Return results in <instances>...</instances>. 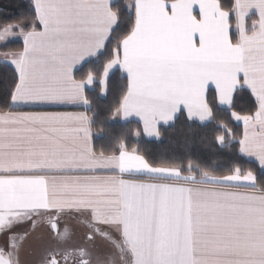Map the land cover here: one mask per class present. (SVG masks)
Here are the masks:
<instances>
[{"label":"snow or ice","instance_id":"6c2138e0","mask_svg":"<svg viewBox=\"0 0 264 264\" xmlns=\"http://www.w3.org/2000/svg\"><path fill=\"white\" fill-rule=\"evenodd\" d=\"M32 7L30 23L0 31V44L23 41L21 51L0 52V64L13 69L8 110L0 111V233L11 241L0 264H20L15 225L31 221L35 230L47 217L55 229L53 215L75 214L87 218L86 239H109L124 264H264V176L240 167L216 176L192 161L155 166L122 141L98 153L86 111L16 110L89 108L88 87L105 90L120 69L127 87L116 115L139 117L144 132L158 136L157 125L182 110L201 121L214 118V103L230 111L233 94L246 88L256 110L230 114L243 121L240 153L264 172V0H234L227 9L221 0H32ZM250 14L258 17L251 25ZM106 52L77 77L78 66ZM67 237V229L56 233L42 264L70 257L90 264L84 248L60 246Z\"/></svg>","mask_w":264,"mask_h":264},{"label":"trees","instance_id":"16d2710c","mask_svg":"<svg viewBox=\"0 0 264 264\" xmlns=\"http://www.w3.org/2000/svg\"><path fill=\"white\" fill-rule=\"evenodd\" d=\"M124 3L125 0H119V4ZM221 3L227 9L231 7L233 0H221ZM32 16L33 7L30 0H0V28L30 23ZM253 20L254 17H249L248 24L251 25ZM123 31L124 29L121 30ZM1 48L19 50L21 43H8ZM110 50L111 46H109ZM107 56L108 52L100 61L93 58L91 62H85L76 70L77 77L92 68L99 67L100 62L106 60ZM12 80V67L0 64V111L8 110L6 93L12 86ZM126 87V77L119 70H114L110 73L104 94L100 93L101 87L98 85H92L87 89L91 106L86 108V112L92 117V141L98 153L104 151L106 154H111L117 150L122 141L129 151L135 148L137 154L144 156L155 166H187V163L192 161L216 176L231 174L236 167L264 176L257 163L240 154L238 141L241 139L242 126L230 114V111H234L240 115H248L256 110L255 99L246 88L238 89L234 93L230 111L214 103V118L206 123L189 121L183 113H180L173 123L159 127L158 140H147L142 136L141 127L137 122L111 121V116ZM212 97L213 93L210 91L209 98ZM136 133L139 135L137 136ZM221 135H224L226 140L220 145L217 137Z\"/></svg>","mask_w":264,"mask_h":264},{"label":"crops","instance_id":"0c3cea01","mask_svg":"<svg viewBox=\"0 0 264 264\" xmlns=\"http://www.w3.org/2000/svg\"><path fill=\"white\" fill-rule=\"evenodd\" d=\"M30 1L32 2V0H30ZM233 2H234V0H233ZM125 3H126V0H125ZM251 16L254 17V19L258 18L254 14H250L249 17H251ZM4 27H6V26H4ZM4 27L0 28V31H2ZM15 42L21 43V48L19 50L3 49L1 47L5 44H0V52H3V51H10V52L21 51L23 48V41H22V38L19 37L18 35L10 38L6 44L15 43ZM85 62H87V61H85ZM82 65L78 66L77 69H79ZM76 70H74V71H76ZM114 70H119L126 77V74L122 70L113 69L112 72ZM91 86L92 85H90L88 88H90ZM213 88H214V85H213ZM100 93H101V91H100ZM213 96H214V93H213ZM216 105L219 106L218 104H216ZM219 107L224 108L223 106H219ZM16 110H18V111L81 112V111H86V108L83 106H73V105L69 104V105H63V106L34 105V106L21 107V108L16 109ZM181 113H183L189 121L206 123L210 120L209 119V120L201 121L198 117L189 118L186 110H182ZM179 114L180 113H177L176 116L174 117V119L172 121H169L168 123L160 122L157 125V129H159V127H161V126H167V125H170L171 123H173V121L175 120V118ZM111 121H113V122L135 121L140 125L141 130H142V136L145 139H147V140H158L159 139V135L158 136H156V135L150 136L146 132H144L143 122L139 119V117H136L134 115L125 118V117H123L122 113L120 115H116V113L114 112L111 116ZM235 121L239 122L242 126V133H241V138H242L243 131H244L243 121H237V120H235ZM241 155L258 164V162L255 160V158H249L244 154H241ZM125 178H129V177L126 176ZM131 178H136V177H131ZM53 216H55V215H53ZM45 218L42 219L39 227H37L35 230H33L31 227V221L25 222V223H19V224L15 225L13 227V229L11 230L12 233H14L18 239L22 238L20 240L22 246L19 249L20 264H42V260H43V257L45 255V251L49 248L56 246L57 241L54 239L55 235L52 236V234H50V232H49L50 230L46 229L44 224H43L45 221ZM78 218H81L83 220L79 221ZM54 219L55 218H51V220H54ZM86 219L87 218L85 215H80V214L61 215V216L57 217V220H60L63 224H65L67 226V228H69L72 231V233H73V231H76V230L81 231L82 236L86 240V242L84 243L85 244L84 247L86 248V251H88L90 253V256L85 257V258L90 259V264H124V259L122 258V254L119 252V250L117 248L114 247V245L110 242L109 239L101 237L98 234L94 237V239L92 241H89L86 239V234L88 232V228L86 225ZM46 230L48 233L46 232ZM105 230H107V229H105ZM77 240L81 241V239L79 237L72 235V237L70 239H66V241H64L62 243L60 242V246L63 248H67L69 251H75V247L77 246V244H76ZM10 244H11V241L9 239L8 234L7 233H0V248L9 249ZM109 255L111 256L110 262H109ZM61 264H64L63 260L61 261ZM67 264H76V262H75V260L72 261L69 259L67 261Z\"/></svg>","mask_w":264,"mask_h":264},{"label":"flooded vegetation","instance_id":"af4514ba","mask_svg":"<svg viewBox=\"0 0 264 264\" xmlns=\"http://www.w3.org/2000/svg\"><path fill=\"white\" fill-rule=\"evenodd\" d=\"M51 218H55L54 220H51V222L56 224L55 231H53V230H50L49 231L50 234H52V236H54V235L56 236V233L57 232L63 233L64 230L67 229L68 230V237H67V239H70L72 237V235H75L76 237H79L81 239V241L80 240H77L76 241L77 246L75 247V251L78 250V249H80V248H84L86 250V248L84 247V245H85L84 243L86 242V240L82 236V233H81L80 230L73 231V233H72V231L69 228H67V226L65 224H63L60 220H57V216H53ZM78 220L79 221H82L83 219L78 218ZM48 225L50 227L51 226V223L49 222ZM69 259L72 260V261L75 260L76 264H79V259H80L79 257H70ZM110 260H111V256L109 255V262H110Z\"/></svg>","mask_w":264,"mask_h":264},{"label":"rangeland","instance_id":"374dc122","mask_svg":"<svg viewBox=\"0 0 264 264\" xmlns=\"http://www.w3.org/2000/svg\"><path fill=\"white\" fill-rule=\"evenodd\" d=\"M111 72H112V71H111ZM104 92H105V90H103V91L101 90V94H104ZM219 144L221 145L220 142H219ZM239 152H240V151H239ZM240 154H241V153H240ZM48 221H49V218L46 217V218H45V221H44L43 224H44V226H45L46 229L52 230V227H51V226L49 227V225H48V223H49ZM46 232H47V230H46ZM47 233H48V232H47Z\"/></svg>","mask_w":264,"mask_h":264},{"label":"water","instance_id":"95a60500","mask_svg":"<svg viewBox=\"0 0 264 264\" xmlns=\"http://www.w3.org/2000/svg\"><path fill=\"white\" fill-rule=\"evenodd\" d=\"M53 231H55V229L52 228Z\"/></svg>","mask_w":264,"mask_h":264}]
</instances>
